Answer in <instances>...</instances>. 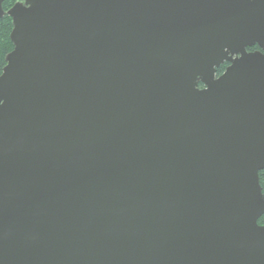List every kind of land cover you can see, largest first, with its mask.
I'll list each match as a JSON object with an SVG mask.
<instances>
[{
    "label": "water",
    "instance_id": "water-1",
    "mask_svg": "<svg viewBox=\"0 0 264 264\" xmlns=\"http://www.w3.org/2000/svg\"><path fill=\"white\" fill-rule=\"evenodd\" d=\"M7 14L0 264H264V0Z\"/></svg>",
    "mask_w": 264,
    "mask_h": 264
},
{
    "label": "trees",
    "instance_id": "trees-1",
    "mask_svg": "<svg viewBox=\"0 0 264 264\" xmlns=\"http://www.w3.org/2000/svg\"><path fill=\"white\" fill-rule=\"evenodd\" d=\"M18 0H5L3 3L4 10L7 12L14 3ZM13 29L12 18L5 13L0 18V75L6 65V56L14 49V44L11 41L10 34ZM226 67L222 66L217 70L218 75L223 73ZM200 86H203L200 84ZM260 184L264 193V170L259 173ZM259 224L264 225V215L259 219Z\"/></svg>",
    "mask_w": 264,
    "mask_h": 264
},
{
    "label": "flooded vegetation",
    "instance_id": "flooded-vegetation-1",
    "mask_svg": "<svg viewBox=\"0 0 264 264\" xmlns=\"http://www.w3.org/2000/svg\"><path fill=\"white\" fill-rule=\"evenodd\" d=\"M257 50H260L259 46L258 45H255V46H251V47H248L247 48V51L248 52H253V51H257ZM264 52V51H263ZM229 65L228 62H225L223 63L218 69H220L222 66L224 67H227Z\"/></svg>",
    "mask_w": 264,
    "mask_h": 264
},
{
    "label": "rangeland",
    "instance_id": "rangeland-1",
    "mask_svg": "<svg viewBox=\"0 0 264 264\" xmlns=\"http://www.w3.org/2000/svg\"><path fill=\"white\" fill-rule=\"evenodd\" d=\"M18 2H23V0H18L16 3H18ZM16 3H14V5H15ZM14 5H12L10 8H12Z\"/></svg>",
    "mask_w": 264,
    "mask_h": 264
}]
</instances>
